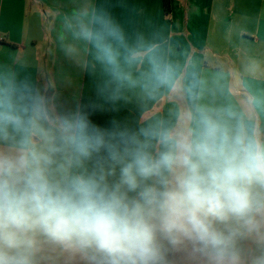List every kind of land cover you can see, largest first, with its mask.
<instances>
[{"label":"clouds","instance_id":"1","mask_svg":"<svg viewBox=\"0 0 264 264\" xmlns=\"http://www.w3.org/2000/svg\"><path fill=\"white\" fill-rule=\"evenodd\" d=\"M115 6L63 20L94 101L53 112L0 67V264H264V88L189 72ZM129 92L183 103L134 127L111 115Z\"/></svg>","mask_w":264,"mask_h":264},{"label":"crops","instance_id":"2","mask_svg":"<svg viewBox=\"0 0 264 264\" xmlns=\"http://www.w3.org/2000/svg\"><path fill=\"white\" fill-rule=\"evenodd\" d=\"M110 2L130 34H143L160 43L189 72L234 89L241 82L264 88V0H171L169 16L164 0ZM92 3L0 0V67L29 81L48 99L53 112L75 111L95 99L90 69L65 55L62 48L68 39L64 17ZM80 57L88 59L83 50ZM182 103L168 95L141 101L129 92L111 115L138 127L166 116ZM95 119L104 123L108 116ZM172 264L197 261L178 251Z\"/></svg>","mask_w":264,"mask_h":264},{"label":"trees","instance_id":"3","mask_svg":"<svg viewBox=\"0 0 264 264\" xmlns=\"http://www.w3.org/2000/svg\"><path fill=\"white\" fill-rule=\"evenodd\" d=\"M165 13L167 16L171 14V0H164Z\"/></svg>","mask_w":264,"mask_h":264},{"label":"built area","instance_id":"4","mask_svg":"<svg viewBox=\"0 0 264 264\" xmlns=\"http://www.w3.org/2000/svg\"><path fill=\"white\" fill-rule=\"evenodd\" d=\"M0 40H2V38L0 37Z\"/></svg>","mask_w":264,"mask_h":264}]
</instances>
